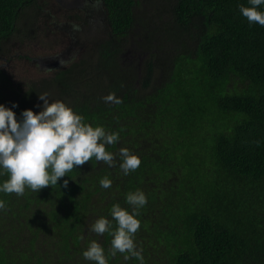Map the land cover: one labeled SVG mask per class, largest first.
Instances as JSON below:
<instances>
[{"label":"trees","instance_id":"1","mask_svg":"<svg viewBox=\"0 0 264 264\" xmlns=\"http://www.w3.org/2000/svg\"><path fill=\"white\" fill-rule=\"evenodd\" d=\"M101 1L105 34L25 85L0 68V103L20 119L41 110L40 93L62 100L119 133L106 146L116 163L93 158L37 193H0V264H94L82 255L91 240L109 264H140L110 256L111 235L90 229L100 216L115 228L111 206L131 211L125 196L137 189L144 264H264V26L241 14L248 0ZM40 10L0 0V53L18 31L34 33ZM109 92L123 102L106 103ZM120 147L141 160L128 175Z\"/></svg>","mask_w":264,"mask_h":264},{"label":"clouds","instance_id":"2","mask_svg":"<svg viewBox=\"0 0 264 264\" xmlns=\"http://www.w3.org/2000/svg\"><path fill=\"white\" fill-rule=\"evenodd\" d=\"M248 5H239L241 14L249 24L264 26V8H261L264 0H248ZM38 95L43 102L41 110L23 109L20 119L13 111L15 104L7 107L0 103V177H7L0 181V193L22 196L26 188L37 193L43 187L58 185V180L75 166L93 158L109 167L116 163L117 154L108 151L106 146L118 143V132L107 131L102 125L93 126L71 106L62 100L50 99L47 93ZM102 99L116 105L123 102L114 92H109ZM118 156L124 175L135 171L141 164L139 156L127 147H120ZM63 183L67 186L68 180ZM100 186L111 188V179L103 177ZM125 200L131 211L119 203L111 206L110 215L116 222L115 228L112 220L100 216L90 229L98 235L106 232L111 235L110 256L119 252L124 254L126 261L135 258L144 264L142 250L137 249L134 237L140 228L139 210L146 205L147 197L137 189L126 193ZM5 208L6 201L0 199V211ZM82 255L94 264H109L108 256L97 240H91Z\"/></svg>","mask_w":264,"mask_h":264},{"label":"rangeland","instance_id":"3","mask_svg":"<svg viewBox=\"0 0 264 264\" xmlns=\"http://www.w3.org/2000/svg\"><path fill=\"white\" fill-rule=\"evenodd\" d=\"M37 1L41 10L35 20L34 33L24 36L23 31H18L21 38L13 34L2 43L0 53V68L5 70L14 81L23 85L28 84L31 79L50 74L55 69L53 67H59L65 62L74 60L82 51L83 44L92 42L105 34L103 16H90L83 21L82 9L78 6L80 3L75 4V0ZM68 11L81 14L80 20L74 26L76 45L67 33L69 24L65 21V14ZM26 56L30 60L26 59ZM56 57H59L57 61ZM42 60L48 61L49 66L41 63ZM52 61L54 64H51Z\"/></svg>","mask_w":264,"mask_h":264},{"label":"flooded vegetation","instance_id":"4","mask_svg":"<svg viewBox=\"0 0 264 264\" xmlns=\"http://www.w3.org/2000/svg\"><path fill=\"white\" fill-rule=\"evenodd\" d=\"M79 2L80 5H78L81 9H82V16L84 17L83 18V21H86L88 18L91 17H97L99 15L100 16H103V19H104V24H105V18H104V13H103V8H102V1L101 0H75V4ZM77 6V5H75ZM87 7V9H85ZM80 13V12H79ZM75 14H78L75 13L74 11H68L66 14H65V21H68L67 23L69 24V29L67 30V33H68V36L69 38L73 39L74 42H75V45L77 44V38H76V32H75V23L79 20H72L73 17L75 16ZM81 16V14H80ZM58 56V55H57ZM59 57H56V61L58 60ZM44 61V60H42ZM73 60H70L68 62H65L63 63L64 65L62 66H65L67 65L69 62H72ZM40 62V61H39ZM53 63L51 64H54V61H52ZM62 66H59V67H53V68H61ZM54 70V69H53Z\"/></svg>","mask_w":264,"mask_h":264},{"label":"water","instance_id":"5","mask_svg":"<svg viewBox=\"0 0 264 264\" xmlns=\"http://www.w3.org/2000/svg\"><path fill=\"white\" fill-rule=\"evenodd\" d=\"M41 63H45L47 66H49V65H48V61H45V60H44V61H42ZM51 63H53V62H51Z\"/></svg>","mask_w":264,"mask_h":264}]
</instances>
